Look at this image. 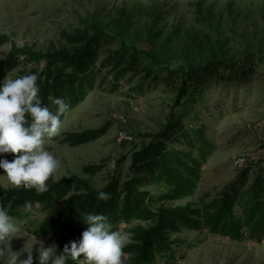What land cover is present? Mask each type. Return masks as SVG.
<instances>
[{
    "label": "rangeland",
    "instance_id": "1",
    "mask_svg": "<svg viewBox=\"0 0 264 264\" xmlns=\"http://www.w3.org/2000/svg\"><path fill=\"white\" fill-rule=\"evenodd\" d=\"M94 28L117 42L100 51L99 62L107 50L119 46L146 51L167 69L203 67L215 60L245 63L250 57L256 59L245 63L250 70L246 84L214 77L201 86L200 94L193 96L189 91L184 100L174 87L143 81L142 74L119 78L112 89V75H107L111 67L104 69L94 90L66 113L59 135L45 144L60 161L54 181L79 177L95 189L113 177L124 181L130 175L133 152L177 121L203 130L211 153L201 163L194 195L159 203L164 207H198L200 201L208 202L238 181L246 170L252 169L247 179L251 180L255 171L264 168V0H0V36L7 39L0 46V61L13 48L69 50L72 47L63 36H91ZM23 68L19 65L5 77L18 76ZM102 127L107 131L95 142L77 147L64 143L66 135ZM4 158L12 161L14 157L6 154ZM89 165H97L99 170L84 174L82 169ZM13 187L6 174H0V188ZM145 190L155 196L163 191L155 187ZM43 219L38 205L22 207L16 218L20 235L30 237L36 231L37 236ZM135 224L120 223L118 229L128 233ZM171 238L182 242L175 247L171 264H264V241L237 243L205 230H181ZM37 239L48 247V238ZM25 241L23 237L13 239L12 250L18 251ZM28 243H33L31 238ZM127 261L126 255L124 264ZM34 264H38L35 259ZM153 264L170 262L157 258Z\"/></svg>",
    "mask_w": 264,
    "mask_h": 264
},
{
    "label": "trees",
    "instance_id": "2",
    "mask_svg": "<svg viewBox=\"0 0 264 264\" xmlns=\"http://www.w3.org/2000/svg\"><path fill=\"white\" fill-rule=\"evenodd\" d=\"M72 48L52 52H39L30 48H13L0 61V81L7 72L22 65L23 71L16 79L28 74H37V84L43 103L51 111L56 105L49 98L57 97L68 105V111L85 100L94 90L95 82L104 69L111 67L107 75H112V86L126 75L142 74L143 81L152 80L174 87L182 100L201 93V86L214 77L246 84L250 70L245 63H254L250 57L245 63L227 59L206 63L203 67L188 66L187 69H167L159 65L153 55L135 47L119 46L107 50L104 60L98 61L100 51L110 49L115 42L100 29L93 34L63 36ZM7 42L0 36V46ZM106 76H103V78ZM107 128L87 130L66 135L65 144L72 147L95 142L106 133ZM180 145L177 150L172 145ZM210 142L203 130L185 127L179 121L173 122L164 131L153 136L147 146L133 152L129 165L130 175L124 181L116 177L102 188L95 189L88 181L70 177L46 183L49 190L38 193L35 189L13 187L0 188V205L7 208L10 215L19 217L26 204H36L43 212L44 219L37 229L39 238H48V246L62 251L65 244L78 241L88 227L83 216L86 213H101L108 217L113 230H119L120 223H135L128 233L129 243L123 249L128 256L127 264H153L157 258L166 259L170 264L175 247L182 242L172 239L173 234L187 231L205 230L209 235L228 241H264V168L255 171L251 180L245 171L235 183L228 184L218 196L208 202L200 201L198 207H164L163 201H179L191 198L200 182V166L211 151ZM188 150V151H186ZM195 153V155H194ZM99 166H85L84 174L94 175ZM0 174L3 170L0 169ZM147 187L163 190L158 196L146 191ZM99 191L110 194L107 201L98 200ZM56 245V246H55ZM68 264H74L69 261Z\"/></svg>",
    "mask_w": 264,
    "mask_h": 264
},
{
    "label": "clouds",
    "instance_id": "3",
    "mask_svg": "<svg viewBox=\"0 0 264 264\" xmlns=\"http://www.w3.org/2000/svg\"><path fill=\"white\" fill-rule=\"evenodd\" d=\"M39 76L35 73L16 79L0 81V169L11 184L38 193L49 190L46 183L60 167V161L45 147L46 142L59 135L61 117L68 110L63 99L49 98L56 111L43 103ZM12 154L13 160L4 158ZM98 200L107 201L110 194L99 191ZM30 209L31 205L26 204ZM88 227L78 241L65 244L62 251L53 246L45 247L34 234L20 235L21 226L7 208L0 205V264H124L127 246L131 236L113 230L106 215L89 212L81 216ZM26 238L18 251H13L11 242ZM31 238L33 243L29 244ZM35 252V256H34ZM26 254V258L21 257Z\"/></svg>",
    "mask_w": 264,
    "mask_h": 264
}]
</instances>
